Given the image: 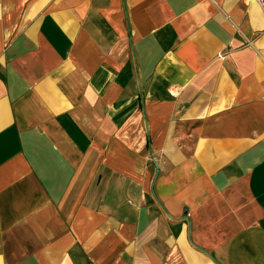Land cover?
<instances>
[{"label":"crops","instance_id":"obj_1","mask_svg":"<svg viewBox=\"0 0 264 264\" xmlns=\"http://www.w3.org/2000/svg\"><path fill=\"white\" fill-rule=\"evenodd\" d=\"M0 264H264V9L0 0Z\"/></svg>","mask_w":264,"mask_h":264},{"label":"built area","instance_id":"obj_2","mask_svg":"<svg viewBox=\"0 0 264 264\" xmlns=\"http://www.w3.org/2000/svg\"><path fill=\"white\" fill-rule=\"evenodd\" d=\"M254 1L264 9V0H254Z\"/></svg>","mask_w":264,"mask_h":264},{"label":"water","instance_id":"obj_3","mask_svg":"<svg viewBox=\"0 0 264 264\" xmlns=\"http://www.w3.org/2000/svg\"><path fill=\"white\" fill-rule=\"evenodd\" d=\"M158 173H159V169H158V166L156 165V174H155V179H156V177H157Z\"/></svg>","mask_w":264,"mask_h":264},{"label":"rangeland","instance_id":"obj_4","mask_svg":"<svg viewBox=\"0 0 264 264\" xmlns=\"http://www.w3.org/2000/svg\"><path fill=\"white\" fill-rule=\"evenodd\" d=\"M172 92H173V93H175V91H174V90H173Z\"/></svg>","mask_w":264,"mask_h":264},{"label":"bare ground","instance_id":"obj_5","mask_svg":"<svg viewBox=\"0 0 264 264\" xmlns=\"http://www.w3.org/2000/svg\"><path fill=\"white\" fill-rule=\"evenodd\" d=\"M172 91H173V90H171V93H173Z\"/></svg>","mask_w":264,"mask_h":264}]
</instances>
